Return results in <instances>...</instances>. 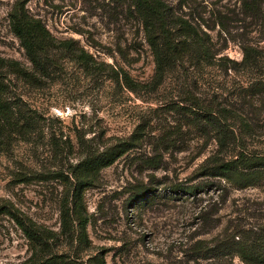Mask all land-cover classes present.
I'll return each mask as SVG.
<instances>
[{"label": "rangeland", "instance_id": "obj_1", "mask_svg": "<svg viewBox=\"0 0 264 264\" xmlns=\"http://www.w3.org/2000/svg\"><path fill=\"white\" fill-rule=\"evenodd\" d=\"M166 1L203 27L215 47L226 45L221 54L231 59H241L242 43L264 48V21L245 16L241 0ZM19 3L56 41L73 42L61 51L53 48L46 71L31 65L11 30L10 16ZM261 9L264 15V3ZM74 48L91 55L87 63ZM0 58L30 68L36 79L15 78L0 67V101L14 109L0 127V206L53 233L49 253L68 264H96V255L107 264H178L193 232L206 239L218 234L220 227L195 229L194 224L196 211L214 205L218 191L204 186L194 195L171 197L178 185L204 184L198 166L215 147L192 131L184 110L173 103L207 99L210 84L218 83L222 99L257 126L252 144L264 150V114L245 86L250 74L174 71L155 92L128 91L116 82L115 70L147 82L154 69L133 0H0ZM122 142L130 144L127 152L111 166L98 167L97 150ZM78 178L88 184L71 236L62 232L60 212L67 200L72 206ZM220 207L221 221L236 213L244 217L264 207V188L234 190ZM84 217L87 239L79 242L77 225ZM32 252L21 229L0 210V264H24ZM234 264L244 263L236 258Z\"/></svg>", "mask_w": 264, "mask_h": 264}, {"label": "trees", "instance_id": "obj_2", "mask_svg": "<svg viewBox=\"0 0 264 264\" xmlns=\"http://www.w3.org/2000/svg\"><path fill=\"white\" fill-rule=\"evenodd\" d=\"M133 1L135 8L142 15L145 40L153 57L154 69L147 82L134 80L123 69L115 70L117 83L132 93H151L163 87L168 75L174 71L199 73L209 69L230 75L242 70L243 73L250 74L245 85L250 89L248 95L251 98L257 97L261 107L259 113L264 114L263 47L253 46L249 42L242 43L241 59H231L228 55L221 54L226 45L215 47L210 34L203 27L182 18L166 0ZM263 3L264 0H241L242 12L255 22L264 21L261 9ZM10 24L28 61L42 72L46 71L48 64L52 62L51 51L54 47L61 51L73 46L72 41H56L40 20L28 14L22 3L17 4L11 13ZM76 51L79 59L87 63L91 55L82 49ZM0 67L7 68L15 78H24L30 82L36 80L30 68L23 67L17 61L0 58ZM210 85L211 94L207 99L189 98L188 106L173 103L184 110L186 122L192 131L204 138L206 145L213 142L215 147L198 166L199 175L206 179L204 184L187 187L178 185L172 189L171 193L175 195L171 197L177 199L183 194L194 195L197 189L203 190L204 186L218 191L219 199L214 205L207 203L196 211L194 224H197L195 229L220 227V230L209 239L195 236L193 232L185 243L187 246L178 264H234L236 258L244 264H264V207L247 213L244 217H240L239 213L230 215L224 221L216 217L220 206L230 199L232 191L264 188V150L256 149L252 144L253 138L258 135V128L248 120L242 119L237 113L236 104L222 99L218 83ZM3 87L4 84L0 82V98ZM12 108L6 107L5 103L0 101V127L13 117ZM22 119L28 127L31 125L28 117L22 115ZM129 148L130 144L127 142L104 147L101 151L97 150L94 161L100 168L109 167ZM87 182L78 178L72 193V206H68L67 200L60 212L62 232L71 236H74L72 223L75 215L81 212L82 189ZM0 210L13 219L32 245V255L24 264H68L67 261L49 253L48 240L52 238L50 234L53 233L40 229L32 220L12 207L2 205ZM86 223L85 217L78 221L76 239L79 242H85L87 239ZM93 259L96 264H107L103 256L96 255Z\"/></svg>", "mask_w": 264, "mask_h": 264}]
</instances>
